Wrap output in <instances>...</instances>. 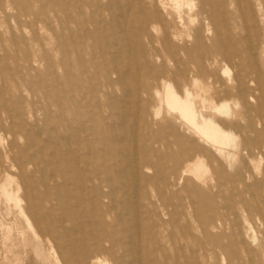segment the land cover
I'll list each match as a JSON object with an SVG mask.
<instances>
[{
    "label": "rangeland",
    "instance_id": "1",
    "mask_svg": "<svg viewBox=\"0 0 264 264\" xmlns=\"http://www.w3.org/2000/svg\"><path fill=\"white\" fill-rule=\"evenodd\" d=\"M141 1L0 0V264H85L90 248L133 264L124 236L137 218L141 264H264V0H190L178 14L165 0L157 18ZM162 80L232 135L234 156L157 104L150 92ZM70 147L81 149L79 167ZM121 147L138 156L140 179L125 172ZM192 150L205 165L199 178L180 174ZM57 151L60 177L46 189L41 173L52 183ZM116 162L127 192L114 198ZM6 178L18 203L2 192Z\"/></svg>",
    "mask_w": 264,
    "mask_h": 264
},
{
    "label": "bare ground",
    "instance_id": "2",
    "mask_svg": "<svg viewBox=\"0 0 264 264\" xmlns=\"http://www.w3.org/2000/svg\"><path fill=\"white\" fill-rule=\"evenodd\" d=\"M164 1L165 0H152L150 2V4L153 6L152 16L154 18L159 17V13L165 12L168 9V7L166 6ZM141 2L144 3L147 1L142 0ZM171 2H172L171 9L174 10V12L176 14L179 13V9L182 5H184V4L191 5L189 3L190 0H171ZM118 14L122 15V12L119 11ZM176 24H177V22H176ZM152 27H154V26L152 25ZM175 34L176 33L172 29H169L168 33H166V36L169 35V36L173 37V36H175ZM60 36H62L63 38L61 37L60 39H57V42H56L57 47H62V46H65L67 44L64 35L61 34ZM30 40H32L33 42L37 41V36L33 33L30 37ZM73 48H74L75 52L77 53V55L81 54V52L78 51V48H76V46H73ZM109 53L111 55H118V54H120V50L117 47H111L109 50ZM178 57H180V56H178ZM95 59H97V56L92 55V60H95ZM122 67H124V63H116L112 67L111 72H112V74L116 75V80H117L118 85L122 86V89H123L122 92L126 94L127 93L126 85L128 84V82H127L128 79L126 78V75H125L126 72L125 71H127V69L122 68ZM132 79L135 81L137 79V75L134 74ZM191 83H192V87H193V85H195L196 81L192 80ZM191 83H190V85H191ZM107 84H108L107 86H110L109 82ZM151 91L152 92H150V96L152 95L155 98V100L159 106L165 105L168 108L175 110V112H177L178 116L181 118V121H184L187 124L188 128L195 135H197L202 140H204L206 142V144H208L210 146V148L213 149L216 153L220 154L221 156H225V157L234 156L235 153L231 152L230 150H226V148L230 144V142L233 141L232 135L225 132L217 123H215V121H213L212 119H209V118H204L199 113V111L197 110L196 101H195L194 97H192L190 92H188L185 89L181 95H178L176 93V91L174 90V88H171L170 84L166 81H163V80L160 81L159 86H157V85L153 86L151 88ZM131 93L136 98L135 107L137 109L139 102L141 100V95H143V92L141 91L140 86H135V88H133V91ZM104 95H108V93L106 94V92H104ZM218 100H219V98H218ZM226 106H229L228 103L227 104L226 103H220L215 108H217L220 112L226 113V111H227ZM157 108H159V107H157ZM199 118H200V120H199ZM135 131H136V126L133 125V127L130 131V135L129 134L124 135L126 140H128L131 144L136 143ZM121 149H122L123 156L126 159H128V167H127V169H125V172L127 174H129L130 177L134 180L140 179L141 176L139 173V166L135 163V159L138 158V156L137 157L135 156L136 158L134 159V155L130 149H127L125 147H123V148L121 147ZM66 152H68L72 155L73 159L76 161L77 166L79 167L78 162L80 160L81 149L80 148L75 149V148L70 147L66 150ZM191 152L192 153H188L185 157H186V159H192V162H189L180 174L190 173V174L194 175V177L199 178V176H201L203 174V172L205 171V165H204L203 161L200 159V157L198 156V154L195 153L196 150H195V152H194V150H192ZM252 152H253L252 149L248 150L249 156L251 158L253 157ZM48 162H49V164L50 163L56 164L57 168H56V170L53 168H50L51 172L49 171L50 172L49 177H51L52 183L46 184L44 181V174L41 173L42 174L41 175L42 181H43L44 185L46 186V189H49L52 184H56L57 178L60 177L58 170L60 169L61 163H60L58 151H57L56 155H54V156L52 155L51 157H49ZM113 165L116 166L118 170H117V173L115 174L116 176L111 177L110 184L108 185V188H109V191L113 194L114 198H116L119 187L122 189L123 193L127 192V188H126V184L123 181H121L120 179L115 180V178L118 175H120V173L124 172V165L122 164V162H119V163L116 162ZM38 170H41V169H38ZM11 182H12L11 178H6L5 182L1 186V189H2V192L7 199L13 200V201L18 203V197L8 189V186L11 184ZM83 182L84 181H79L77 183L83 185L84 184ZM122 201L124 203H126L128 201L127 197L122 198ZM125 205H127V204H125ZM137 208H138V206H128V209L133 211V213L135 215H138L137 214ZM137 219L135 220V222L133 224V227H135V228H133L134 232H136L138 229V228L136 229V226L138 225ZM134 232H132L131 234L125 235L124 239L127 242V246L129 248L128 249L129 256H130L133 264H141V255H140L141 246H140V242H139L138 238L135 237ZM107 241L108 240H106L105 238L100 237L97 241V248L98 249H104V246L106 245ZM88 250L89 251L86 253V260L84 261L85 264H110L111 263V262L110 263L106 262L105 258H104V260H100V256L92 248H90Z\"/></svg>",
    "mask_w": 264,
    "mask_h": 264
}]
</instances>
